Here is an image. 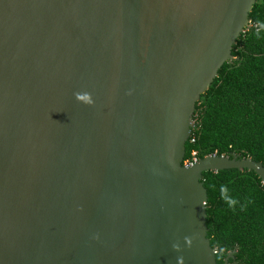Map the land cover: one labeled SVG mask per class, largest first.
Segmentation results:
<instances>
[{"label": "water", "instance_id": "1", "mask_svg": "<svg viewBox=\"0 0 264 264\" xmlns=\"http://www.w3.org/2000/svg\"><path fill=\"white\" fill-rule=\"evenodd\" d=\"M256 1L0 0V264H217L203 173L264 166L183 161Z\"/></svg>", "mask_w": 264, "mask_h": 264}, {"label": "trees", "instance_id": "2", "mask_svg": "<svg viewBox=\"0 0 264 264\" xmlns=\"http://www.w3.org/2000/svg\"><path fill=\"white\" fill-rule=\"evenodd\" d=\"M251 27L232 48V62L219 70L195 106L194 127L186 143L192 152L250 157L264 166V0H257ZM194 139V141H191ZM207 190V237L217 264H264V183L253 170L203 173Z\"/></svg>", "mask_w": 264, "mask_h": 264}, {"label": "built area", "instance_id": "3", "mask_svg": "<svg viewBox=\"0 0 264 264\" xmlns=\"http://www.w3.org/2000/svg\"><path fill=\"white\" fill-rule=\"evenodd\" d=\"M251 26L252 25H251V23L249 21V27H251ZM191 141H194V139H192ZM197 160H198V158L196 156V152L194 151V152H192V159L183 161V164H185V165H191V164L197 162Z\"/></svg>", "mask_w": 264, "mask_h": 264}]
</instances>
